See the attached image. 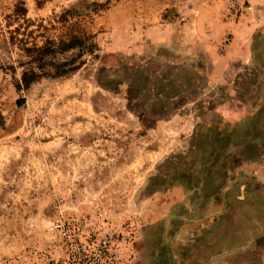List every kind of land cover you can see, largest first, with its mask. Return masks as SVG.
Wrapping results in <instances>:
<instances>
[{"label": "rangeland", "instance_id": "374dc122", "mask_svg": "<svg viewBox=\"0 0 264 264\" xmlns=\"http://www.w3.org/2000/svg\"><path fill=\"white\" fill-rule=\"evenodd\" d=\"M90 1L0 0V264H70L65 219L126 264H264V0ZM72 6L97 55L17 89Z\"/></svg>", "mask_w": 264, "mask_h": 264}, {"label": "trees", "instance_id": "16d2710c", "mask_svg": "<svg viewBox=\"0 0 264 264\" xmlns=\"http://www.w3.org/2000/svg\"><path fill=\"white\" fill-rule=\"evenodd\" d=\"M104 4L106 1L91 0L87 10L94 12ZM19 12L15 11L16 17L19 14L21 17L25 16L24 7H19ZM86 12L82 14L74 6L64 9L54 20L60 24L59 27L51 23L50 29H57L56 35L54 37L46 35L41 44L18 39L20 49L27 59L20 63L23 69L16 82L17 89H26L43 76H67L86 63L85 55L89 57L97 55L95 35L83 26L88 15ZM43 28L47 31V27ZM22 100V97L17 99L18 102Z\"/></svg>", "mask_w": 264, "mask_h": 264}, {"label": "built area", "instance_id": "2783aa9c", "mask_svg": "<svg viewBox=\"0 0 264 264\" xmlns=\"http://www.w3.org/2000/svg\"><path fill=\"white\" fill-rule=\"evenodd\" d=\"M72 227L73 223L69 219L56 220L49 225V230L57 236L62 245L71 247L73 256L70 264H126L123 259L112 255L110 249L106 247V240L99 248L88 250Z\"/></svg>", "mask_w": 264, "mask_h": 264}, {"label": "crops", "instance_id": "0c3cea01", "mask_svg": "<svg viewBox=\"0 0 264 264\" xmlns=\"http://www.w3.org/2000/svg\"><path fill=\"white\" fill-rule=\"evenodd\" d=\"M258 165H259V167H261V164H260V163H258ZM259 173H261V174L264 175L263 171H261V172H259ZM261 189H264V188H261Z\"/></svg>", "mask_w": 264, "mask_h": 264}]
</instances>
